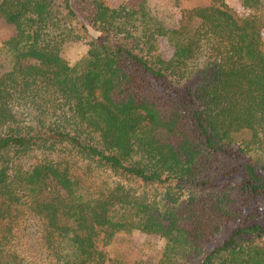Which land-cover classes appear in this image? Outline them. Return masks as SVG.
Instances as JSON below:
<instances>
[{"label": "trees", "instance_id": "1", "mask_svg": "<svg viewBox=\"0 0 264 264\" xmlns=\"http://www.w3.org/2000/svg\"><path fill=\"white\" fill-rule=\"evenodd\" d=\"M127 1L0 0V264H102L99 234L133 231L166 240L157 264H264V0L168 28Z\"/></svg>", "mask_w": 264, "mask_h": 264}, {"label": "rangeland", "instance_id": "2", "mask_svg": "<svg viewBox=\"0 0 264 264\" xmlns=\"http://www.w3.org/2000/svg\"><path fill=\"white\" fill-rule=\"evenodd\" d=\"M111 1L119 3L127 0ZM216 1L224 3L235 14L245 15L248 12L243 5L244 0H147L153 19L166 28L177 26L183 11L196 6H209ZM87 28L91 36H97L98 33L91 29L90 26L87 25ZM14 34V27L3 19H0V45ZM160 46L164 56L171 54V48L162 39L160 40ZM87 50L88 46L84 41H71L64 45L62 55L70 65H73L86 54ZM251 151L253 153H250L255 158L256 150L252 148ZM138 158L139 155L135 154L134 159ZM99 174L109 182L121 181L134 187L137 186L133 180L125 181L123 177L112 173L108 168L103 167L99 169ZM43 194L48 199L64 197L66 195L51 179L46 180L43 186ZM39 229L33 223L30 227H26L25 232L30 235V238H34L38 236ZM97 247L105 254V260L102 264H157L163 259L166 240L156 234H144L138 231H133L129 234L117 233L108 238H104V233H100L97 238ZM180 256L175 257L176 264L179 262H182L180 264H193L196 259V256L192 255L184 258H180Z\"/></svg>", "mask_w": 264, "mask_h": 264}]
</instances>
